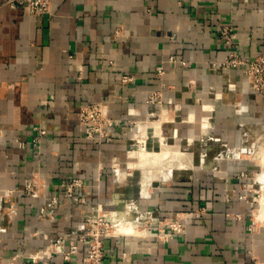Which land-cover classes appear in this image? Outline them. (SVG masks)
<instances>
[{"label":"crops","instance_id":"0c3cea01","mask_svg":"<svg viewBox=\"0 0 264 264\" xmlns=\"http://www.w3.org/2000/svg\"><path fill=\"white\" fill-rule=\"evenodd\" d=\"M5 1L0 264H42L26 256L61 235L67 244L76 242L78 252L69 261L56 254L47 264H83L86 245L71 236L104 202L135 221L139 214L128 206L151 211L154 222L145 235L105 237L102 264H264V218L255 219L258 202L252 198L264 187L258 179L264 149L258 156L252 151V140L264 132V93L246 89L241 68L213 69L227 56L217 33L222 24L238 33L241 55L264 53V0H51L50 15H31ZM121 75L132 80L122 83ZM152 90L162 93L161 107L146 105ZM95 101L117 120L108 142L82 136L78 110ZM163 112H172L174 120L163 121L164 128L184 142L190 161L139 175L114 167L130 151L137 124ZM33 127L45 130L39 153L16 142L36 134ZM31 175L45 184L39 197L20 190ZM75 176L84 190L64 199L60 182ZM53 197L54 219L43 220L39 207ZM197 209L201 215H187L183 232L156 237L157 220Z\"/></svg>","mask_w":264,"mask_h":264},{"label":"built area","instance_id":"2783aa9c","mask_svg":"<svg viewBox=\"0 0 264 264\" xmlns=\"http://www.w3.org/2000/svg\"><path fill=\"white\" fill-rule=\"evenodd\" d=\"M10 7L24 6L31 15H50L52 13L51 0H6ZM218 37L227 48V56L222 61L216 62L213 69L222 72H229L233 68H241L246 82V89L256 93H264V53H258L254 57H246L239 53L240 37L231 24H222L218 26ZM120 34L117 29L114 31V36ZM174 60V57H170ZM185 65V61H180ZM163 69L159 66L156 70L157 75H161ZM119 80L122 83H127L132 80L131 76L121 75ZM228 87L232 84L227 83ZM145 103L148 107H161L163 104L162 93L160 91H147L145 94ZM78 123L82 129V136L86 139H92L98 143L108 142L112 138V127L117 123V120L112 119L107 114V105L105 103L95 101L85 103L78 110ZM152 114V112H149ZM36 131L28 141L20 138L16 139L19 148H25L31 145L37 153H39L40 139L45 134V130L39 127H33ZM63 187V198H73L78 194L74 191L76 188L84 190V184L81 176H75L68 180L60 182ZM45 184L37 175H31L24 179L21 187V192L39 197L44 194ZM5 195H11V191H6ZM4 196V195H3ZM57 199L53 197L49 201H43L39 207V217L43 220H53L56 208L54 205ZM128 210L135 211L139 217L135 221L143 228L145 235L146 229L153 224L154 217L151 211L141 212L137 206L129 207ZM85 214V213H84ZM193 214L196 217L201 215V210H193L190 212H172L167 216L156 221L155 232L158 239L164 240L173 232L184 231V220L187 215ZM85 216L84 224L80 227L71 238L75 241L85 243V251L81 258L83 264H102L104 258L103 241L107 236L117 235L114 233L118 221L119 212L110 207V202L97 203L89 213ZM68 236H58L55 240L46 243L34 252L28 253L26 258L32 262H40L47 264L50 259L56 254H61L62 258L69 261L71 257L78 252L76 242L67 244Z\"/></svg>","mask_w":264,"mask_h":264},{"label":"rangeland","instance_id":"374dc122","mask_svg":"<svg viewBox=\"0 0 264 264\" xmlns=\"http://www.w3.org/2000/svg\"><path fill=\"white\" fill-rule=\"evenodd\" d=\"M162 111H163V108H162ZM162 114H165V113L163 112ZM160 116L161 115L154 116V117L152 116L151 118L145 119V120H143L137 124V127H135L134 131H133L134 132V135L132 136L133 140L130 141L131 142L130 151L137 150L138 148H142V147H148V149L150 148L151 150H157L161 143H167L168 142V144H171L169 147L170 148V153L168 154L169 156L164 158L163 160H157L154 158L153 161L149 162V164H147L145 167H141V168L136 169V168H130L129 167L130 162L135 161L136 159H135V157L130 156L128 153L127 156L124 159H122V164L117 163L118 166L115 165L114 167H119V168L125 167L126 168V166H127L128 172H134L133 174H136V175L138 173V175H139V173L143 172V171H147L148 173H154V171H157V173H161L162 171H165L166 169L170 170L173 166H176V165L177 166H183L185 164V162L190 161L191 154L182 151V150H184L183 149L184 148V142L183 141H181V142L174 141V138L172 137L171 132L168 133V135H167V132H166L167 129L165 130L164 122H163L166 119L162 120V118ZM166 118H167V120H174V117L172 116V112H167ZM159 119H161L160 127H158V128L152 127L153 122L155 120H159ZM142 124L145 126V130H142V127H141ZM261 133L263 136H258V137L256 136L252 140L253 141L252 151H255L257 156H258L259 152L262 149H264V132H261ZM137 134L139 135L140 139H138ZM160 141H162V142H160ZM178 150H181L182 152L178 151ZM189 156H190V158H189ZM253 194H254V197H252V198L257 199L256 201L258 202V207L256 209L254 217H255V219H263L264 217H260V216L257 217V215H258L259 209L262 206V203H261L262 201H260V200L264 197V187L260 190V193L258 191V192H256V194H255V192H253ZM125 223L123 222V224L121 226H124ZM127 223H128V225L125 224V226H129V225L134 226V231H135L134 233H140V230L142 227H140L138 224H135L136 223L135 221H131V223L130 222H127ZM119 224L120 223H118L117 225H119ZM119 226H117L116 228H118ZM120 231H121V229L118 231V233H121Z\"/></svg>","mask_w":264,"mask_h":264},{"label":"bare ground","instance_id":"6f19581e","mask_svg":"<svg viewBox=\"0 0 264 264\" xmlns=\"http://www.w3.org/2000/svg\"><path fill=\"white\" fill-rule=\"evenodd\" d=\"M162 118V120L167 119L166 118V114H162L160 116ZM157 119V118H156ZM160 120H155L153 122V125H159L160 124ZM159 127V126H158ZM139 139V138H138ZM170 145L171 144H167V143H161L159 145V148L157 150H151V149H144V148H138L137 150H132V151H127L129 153L130 156L135 157V161L130 162V168H141V167H145L147 164H149V162H152L153 159H157V160H163L164 158L168 157L169 153H170ZM181 151V150H178ZM262 151V150H261ZM182 152V151H181ZM264 154V153H263ZM261 155V154H260ZM151 158V159H150ZM190 158V156H189ZM203 158V157H202ZM260 159V158H259ZM262 159V158H261ZM202 160V159H201ZM204 160V159H203ZM206 160V158H205ZM263 160V161H262ZM261 161L264 163V158ZM259 161V160H258ZM260 161V162H261ZM205 163V162H204ZM185 168V167H184ZM261 182H264V164H263V171L261 173V175L259 176V178ZM264 197L260 200L262 201V206L259 209L258 212V216L260 217H264ZM116 205V204H115ZM126 206V204H125ZM135 214V213H134ZM137 217V216H136ZM131 221H135L133 217L131 216H119V221L118 223H120L119 225L121 226L123 224V222L128 225L127 222ZM119 226L118 228L115 229L114 233L115 234H126V235H132V236H139L143 234V228H141L140 233H134V226ZM136 224V223H135ZM121 229V233H118V231Z\"/></svg>","mask_w":264,"mask_h":264}]
</instances>
